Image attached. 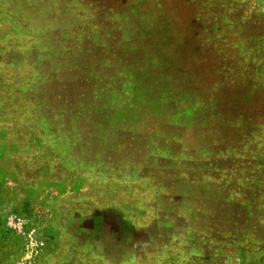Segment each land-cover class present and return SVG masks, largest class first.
<instances>
[{
    "label": "rangeland",
    "instance_id": "obj_1",
    "mask_svg": "<svg viewBox=\"0 0 264 264\" xmlns=\"http://www.w3.org/2000/svg\"><path fill=\"white\" fill-rule=\"evenodd\" d=\"M0 264H264V0H0Z\"/></svg>",
    "mask_w": 264,
    "mask_h": 264
}]
</instances>
